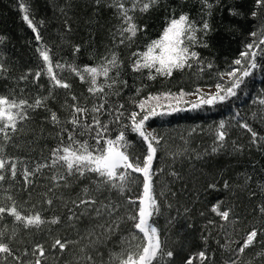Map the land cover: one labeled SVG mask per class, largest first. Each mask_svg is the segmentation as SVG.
Instances as JSON below:
<instances>
[{
  "label": "trees",
  "instance_id": "1",
  "mask_svg": "<svg viewBox=\"0 0 264 264\" xmlns=\"http://www.w3.org/2000/svg\"><path fill=\"white\" fill-rule=\"evenodd\" d=\"M144 3L149 0H0V97L20 105L9 109L19 113L15 130L0 132V158L16 164L15 176L10 165L0 170V207H14L22 217L17 221L9 211L0 214V243L12 253H0V264H118L117 256L123 259L136 251L142 234L128 217L139 206L142 174L131 173L121 193L95 173L69 175L62 161L52 163L53 152L70 143L69 134L96 146L88 132L73 126L76 116L81 124L94 119L106 124L113 140L124 131L127 154L142 161L145 144L131 131L130 114L139 112L138 105L148 97L162 94L175 97L162 100L163 107L157 109L170 114L145 123L146 132L159 140L153 145L157 151L151 166L158 212L153 210L149 223L157 229L161 251L173 253L162 258L158 253L159 264H187L189 259L191 264H264V2L155 0L142 11ZM120 4L136 25L130 39L123 31L128 24ZM24 9L31 24L23 19ZM181 15L197 29L194 41L185 44L198 59L189 61L191 67L174 69L171 76L148 68L134 71L140 54ZM41 50L48 52L55 79L69 87L55 84ZM244 52L249 56H242ZM252 52L257 68L234 89L235 96L193 108L194 101H188L192 95L218 84L225 90L231 87L227 73L239 68L236 75L241 76ZM113 55L115 66L108 63ZM237 59L241 65L234 63ZM104 67L107 77L97 75L93 86L85 68L99 72ZM90 87H102L103 92H89ZM169 103L179 110L171 111ZM100 105L99 112L93 111ZM74 107L87 111L78 114ZM221 121L224 129L219 128ZM243 124L257 134L255 142ZM219 131L225 132L223 141ZM117 147L123 151L124 142ZM129 197L137 204L128 203ZM80 199H94L96 205L77 208L73 202ZM95 208L103 214L97 215ZM224 211L229 212L227 220L218 214ZM37 214L44 223L25 226L23 218ZM252 231L257 235L241 252ZM57 239L70 243L60 250L53 247Z\"/></svg>",
  "mask_w": 264,
  "mask_h": 264
},
{
  "label": "snow or ice",
  "instance_id": "2",
  "mask_svg": "<svg viewBox=\"0 0 264 264\" xmlns=\"http://www.w3.org/2000/svg\"><path fill=\"white\" fill-rule=\"evenodd\" d=\"M206 2V0H205ZM264 2V0H257V3L260 4ZM149 3H155V0H149ZM149 3H144L142 7V11H146L149 8ZM119 7L123 10L122 15L125 18V23L128 24V27L125 28L123 31L130 33L129 39L136 35V25L131 23V16L127 15L128 9L123 8V4H120ZM133 7H135V2H133ZM210 8L211 5H208ZM21 8H24V5L21 4ZM25 15L23 19L28 21L29 17L27 15V10L24 9ZM208 24L205 22L203 24V30L208 29ZM197 29L194 27L193 24L188 22V17L186 15H181L178 19H173L168 26V28L164 31L163 36L161 39L156 40L150 45L146 52L140 54L141 59H137L135 64L133 65L134 71H139L141 68H148V69H155V72L160 75L171 76L174 69L182 70L186 66L191 67L189 63L190 60L198 59V53L195 51H189V47L185 44V41H194L193 32ZM256 34L253 33V36ZM38 40L40 39L39 35L37 34L36 37ZM123 43V40L121 41ZM260 44H264V40L260 41ZM206 46V45H205ZM259 45H257L258 47ZM248 49L253 48V44H249ZM79 49H77L78 51ZM158 50V51H157ZM242 56H249L248 52H244L241 54ZM40 56L43 58L45 62L48 63L47 71L50 74L51 78L55 81L56 85L61 87L67 88L69 85L66 83H62L60 80L55 79V76L52 74V65L46 50L40 51ZM255 61V52L251 53L250 60L248 66L242 71L241 76L237 77V72L241 70L239 68L233 69L227 73L230 77V82L232 84L231 87H228L226 90L221 87V85H217V88L220 91H226V95H220V92H217L215 95L210 96L207 99L201 98V103L203 104H213L217 99L219 101H224L228 96H235L236 92L234 91L235 88H239L240 84L243 82L244 77H248L251 75L252 70L257 68V64ZM108 63L112 66L116 65V57L115 55L112 56V59L108 61ZM236 65H241L242 61L237 59L234 62ZM57 68L60 65H56ZM211 67V65H209ZM108 68L104 67L99 72L96 68H85L86 72L91 74V83L93 86L96 85V76L97 75H104L107 77L108 75ZM79 75V73H77ZM39 73H37V77ZM81 80L84 79L83 76L80 77ZM150 79H155L154 76H150ZM234 78V79H232ZM89 92H96L100 91L103 92V88L97 87H90ZM185 93L181 91L180 97H183ZM175 97H170V94H162L161 96H150L145 101L140 102L138 108L140 109L139 112H133L130 114L131 120V131L137 134L141 138V142L145 144V154L144 158L141 161L139 157H134L130 159L129 155L127 154L128 143L125 141V133L124 131H120L115 140L110 138L108 133V126L101 125L98 119H94L91 124H81L80 118L74 116L71 123L74 127H82L84 131L88 132L94 142L95 147H92L88 144L87 140L79 141L76 140L72 134H69L68 140L70 143L63 148H57L53 152V156L55 159L53 160V164L58 162H63V166L66 167L69 175L72 174H79L83 176L85 172L95 173L98 177L101 178V182L107 184L111 188L118 189L121 193L126 190V178L131 173H141L143 176V185H142V196L139 197V206L137 208L136 214L131 215L128 217L129 220L133 221V228L139 230V233L142 234L141 243L136 244V251H129L125 258L121 259L120 256H117L116 259L118 264H153L154 260H157V264H159L157 254L160 253V258L163 255L168 257H172L173 253L168 251L163 253L161 251V241L157 229L151 223H149V219L153 215V210L158 212L157 202L152 192V181H151V166L152 161L154 159L155 153L157 151L156 147H154V142L159 143L157 137L152 136L150 133H147L145 130V123L152 117L156 116H163L170 113L157 111L158 108L163 107L161 103L162 100L171 99ZM75 99V97H73ZM155 102L153 104L152 102ZM25 102L21 101L20 104ZM39 101L36 102L37 106L39 105ZM264 103V101H262ZM7 106V107H5ZM15 101L11 103L5 97H0V132H4L6 128H11L13 131L16 128L15 120L16 116L19 113L13 114L9 109L19 107ZM199 104H193V108L199 107ZM103 105H100L98 108H94L93 111L99 112ZM122 107V106H121ZM168 107L171 111H177L176 107H174L171 103H169ZM86 109L83 108H75L74 112L78 114H82ZM137 116H140V119L137 120ZM52 119L55 121L56 116L55 114L52 115ZM117 121L119 120V115L116 116ZM244 128H247L249 132H251L253 137V142H255V138L257 134L252 132L250 128H248L247 124L241 125ZM225 124L224 121H221L219 124L220 129H224ZM151 136V138H150ZM5 138H7V133H5ZM218 139L223 141L225 139V132L219 131L218 132ZM264 139V137H262ZM124 142V150H120L117 145ZM216 151V149H213ZM10 165V172L13 176L16 174V164L11 160H6L4 158H0V170H3L5 166ZM141 164L143 166H141ZM39 170V168L37 169ZM130 170V171H129ZM27 170H25V179H27ZM4 176L0 174V180H3ZM63 179V177H61ZM227 187V184L225 185ZM87 191V190H85ZM49 204L52 203L51 200L48 201ZM77 208L81 206H93L96 205V201L94 199H80L78 203L75 201L73 202ZM128 203L136 205L137 201L133 200L131 197L128 198ZM101 207L107 209V206L102 205ZM218 206L214 208V211H217ZM88 209L85 208V212ZM97 215H102L101 208L94 209ZM9 211L12 215H14L17 221H20L22 217L13 207L11 209H5L0 207V214ZM264 211V208L261 209ZM82 215L84 213H81ZM109 214H111V210H109ZM222 216L223 219L227 220L229 212L224 211L222 213H218ZM75 216V213H73ZM73 216H70L69 219H72ZM25 221V226L34 225L39 226L40 224L44 223L41 220L40 216L37 214L33 217H26L23 218ZM52 223H58V219H54L51 221ZM118 227V225H116ZM108 231H112L110 227ZM257 235L256 231H252L248 237L247 241L244 246L240 249L242 252L244 247H247L253 240V238ZM137 237V233L133 232L131 234V239L135 240ZM70 243L68 241L61 242L57 239L53 247L59 246L60 250H64L67 244ZM39 250V255L41 257L44 256V250L42 246H37ZM0 253H7L11 255V249L4 243H0ZM201 258L204 257V253L199 254ZM91 260L92 258L89 256L87 258ZM36 264H40V261L37 260ZM187 264H191V259L187 261Z\"/></svg>",
  "mask_w": 264,
  "mask_h": 264
},
{
  "label": "rangeland",
  "instance_id": "3",
  "mask_svg": "<svg viewBox=\"0 0 264 264\" xmlns=\"http://www.w3.org/2000/svg\"><path fill=\"white\" fill-rule=\"evenodd\" d=\"M217 92H220L217 88H207L204 89L202 93H197L188 98V101H194L195 104H201V98H209L212 95H215ZM221 93V92H220Z\"/></svg>",
  "mask_w": 264,
  "mask_h": 264
}]
</instances>
